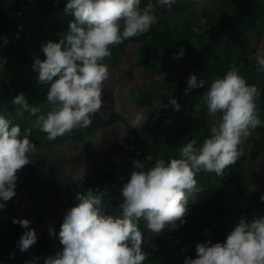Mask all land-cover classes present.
I'll return each mask as SVG.
<instances>
[{
    "label": "clouds",
    "instance_id": "clouds-1",
    "mask_svg": "<svg viewBox=\"0 0 264 264\" xmlns=\"http://www.w3.org/2000/svg\"><path fill=\"white\" fill-rule=\"evenodd\" d=\"M183 1L178 10L191 2ZM52 2L60 9L66 4L64 11L70 12L73 19L58 41L41 43L45 58L36 55L32 65L38 72L37 82L50 84L46 96L51 109L40 113V108L30 105L23 93L12 99L19 109L36 117L50 141L73 129L88 128L91 117L101 110L104 82L110 75L105 63L112 54L110 46L149 32L157 22L160 5L169 9L176 5V0H155L156 11L152 0L143 7L142 0ZM19 35L17 31V38ZM0 40L9 42L7 37ZM185 51L181 46L173 56L182 58ZM255 63L256 71L264 72V49L257 51ZM205 84L197 73L189 74L185 95ZM259 96L258 86L249 84L235 65L214 78L203 92V105L210 116L219 114V119L202 144L197 146L199 142L192 139L180 147L178 158L166 161L160 156L151 167L145 164L153 160L150 154L144 160H133L130 179L115 185L120 191L117 203L107 205L103 200L109 185L100 186L97 192H76L78 203L67 209L59 233L51 224L48 227L51 236L58 235L62 248L45 258L44 264H144L149 256L144 250L148 231L159 235L166 228L177 227L178 220L184 224L188 206L193 208L204 195L198 184L199 173H211L217 184L216 177H222L225 169L243 154V139L264 124L257 109ZM167 101L175 110L180 109L174 95ZM160 103L159 99L154 101L156 105ZM163 107H167L165 102ZM194 107L199 111L200 105ZM147 119L143 112H136L131 125L141 127ZM31 131L28 127L21 131L18 124L0 112V208L16 196L17 171L32 160L35 144L30 139ZM260 199L264 201V193ZM113 205L116 207L108 213ZM13 223L27 229L17 242L20 251H27L38 239L35 229L29 228L31 221L14 217ZM205 233L210 235L207 229ZM194 246L195 253L188 256L196 257H185L183 264H264V215L250 220L241 216L223 241L206 240ZM36 260L26 264H36Z\"/></svg>",
    "mask_w": 264,
    "mask_h": 264
},
{
    "label": "rangeland",
    "instance_id": "rangeland-1",
    "mask_svg": "<svg viewBox=\"0 0 264 264\" xmlns=\"http://www.w3.org/2000/svg\"><path fill=\"white\" fill-rule=\"evenodd\" d=\"M30 1L32 6L29 12L23 11L19 19L17 10L21 6L20 0H0V37H7L9 41L4 44L0 40V99L7 107V110L4 109L6 117L10 110V119L18 116L40 129L36 117L19 109L20 106L14 105L12 99L23 93L30 105L40 108V113L46 114L51 109L46 96L50 84L37 82L38 72L32 65L36 55L45 58L41 43L58 41L68 29L73 15L70 12L64 13L65 4L53 14L48 5L45 7L46 16L43 11H39V7L51 0ZM251 1L252 11L247 20L225 31L224 39L235 42V52L240 57L238 64L248 65L246 70L239 73L249 84L258 86L260 96L257 109L260 119L264 121V72L256 71L255 63L257 51L264 49V0ZM178 5L177 0L176 5L170 9L160 5L157 22L149 32L131 37L118 46H110L112 54L105 58L110 75L104 82L103 105L91 120L99 117L107 120L114 118L112 123L100 127L81 140L71 141L57 138L50 141L47 133L35 129L33 134L40 138V143L35 147V155L50 161L56 165V169L44 176H39L40 171L33 175V169L38 167V163H32L31 160L17 171V181L23 185L21 189L15 190L14 198L5 202L6 206L10 204V210L0 219V247L4 230L12 226L10 223L15 217L31 221L29 228L36 231V243L48 240L52 248H62L58 235L51 237L49 225L57 229L58 234L67 209L78 203L76 192L83 193L88 189L97 192L100 186L108 185L104 177L106 156L119 143L131 147L142 156L145 154L142 145H145L149 137L165 143L173 140L177 144L187 138L200 139L197 143L199 146L210 134V128L218 121L219 114H208L203 105V92L214 78L224 73L214 78L212 74L208 75L205 87L193 89L187 95L184 90L189 74L200 72L195 65L196 58L200 56L196 50L207 39L206 29L235 17L238 7L233 0H191L181 10L177 9ZM17 31L20 32L18 38ZM146 39L145 43L151 47L149 53L154 52L155 58H149L140 50L142 41ZM163 39L165 47L161 46ZM243 43L248 44V47L245 48ZM181 46L186 50L185 55L177 59L173 53L178 52ZM214 63L210 59L204 62L208 69L217 70L218 64ZM171 94L181 105L178 111L167 101ZM157 99L161 101L159 105L154 104ZM164 102L167 107H163ZM196 105H200L199 111L195 110ZM136 112H143L148 119L141 127L133 128L131 120ZM205 120L208 122L207 132ZM149 126H152V133L145 135L144 130ZM263 137L264 124H261L243 139V154L225 169L222 177H216L218 186L223 192L226 191L225 199L230 207L241 206L256 194L261 196L264 193V149L259 146V140ZM171 146L174 148L177 145ZM232 170L234 174L230 173ZM125 176L121 178L124 182ZM91 177L96 179L94 185L87 184ZM210 177L213 179L211 173ZM114 188L109 189L107 186V192L103 195L107 205L120 200L119 188ZM260 215H263L260 211L242 214L234 217L230 225L234 227L241 216L250 220ZM12 227H21L24 232L27 231L19 224L13 223ZM192 231L195 234L192 242H204L206 233L202 227L193 226ZM160 234L154 235L148 231L144 250L149 256L144 264H183L185 257H196L181 251L158 261L156 255ZM167 240L175 244L178 237Z\"/></svg>",
    "mask_w": 264,
    "mask_h": 264
},
{
    "label": "trees",
    "instance_id": "trees-1",
    "mask_svg": "<svg viewBox=\"0 0 264 264\" xmlns=\"http://www.w3.org/2000/svg\"><path fill=\"white\" fill-rule=\"evenodd\" d=\"M233 1L238 7V12L236 13L235 17H231L229 18V21L227 19L221 22L219 25L207 28V39L206 41H203L201 43V47L196 50V52L200 53V56L195 60V65L200 71L199 74H197L198 78H204L206 80L208 75L210 74H212L211 77L213 78L222 73L225 74L233 65L236 66L239 72H242L248 68L247 64H238L240 61V57L235 52V42L225 40L224 32L236 26L238 23L245 22L247 20L252 11V1ZM49 2H52V0ZM147 2L148 0H142L141 7H143L144 4H146ZM152 2L155 5L156 11H158L155 4V0H152ZM178 3L179 5L177 6V9H180L181 4L185 2L183 0H178ZM20 5L21 6L17 10L19 19H21L23 11L29 12L28 8L23 4L22 0H20ZM146 41L147 39L142 41L140 50H143L144 55L149 56V58H155L156 54L154 52L149 53L151 47L148 43H145ZM162 42L163 43H161V46L165 47L164 39L162 40ZM246 45V43H243L244 47H246ZM207 59L216 62L214 64H218V69H208V65L204 64ZM146 63L148 64V62ZM4 109L7 110V107L6 105H4V102L0 99V112H2L3 114ZM9 116L10 114L7 115V118H9ZM10 120H12L13 123L18 124L21 127V131H23V129L26 127L31 128L32 131L30 134V139L35 144V147L40 143V138L36 134H33V132L35 131V129L39 130L40 132H43L42 130L34 127L30 122L19 118L18 116H15L13 119ZM113 120L114 118L112 120H107L102 119L100 117L98 119H92V123L88 128L73 129L70 133L66 135V137L58 136L57 139H61L64 141L81 140L84 137L88 136L91 132L99 129L100 127L112 123ZM204 126L206 127L207 132L208 122L206 120L204 121ZM144 132L145 135H150L152 133V126L146 128ZM190 140L192 139L187 138L182 143L177 144L176 141L173 140L165 143L162 140L149 137L145 145H142L145 152V154L142 156H140L138 152L132 149L131 147L124 146L119 143L118 146L113 151H110L106 156L107 162L104 166V177L107 184L109 185V189L115 190V185H123L125 182L128 181V179H130L131 171L134 167L133 160H144L145 157L150 154L153 157V160L151 162L145 161V164L146 166L151 167L157 157L162 156L166 161L170 160L171 158H178L180 147L189 142ZM200 141L201 140L199 139L197 142ZM171 145L180 146L178 148L177 146L172 148ZM259 146L260 148L264 149V137L259 140ZM35 154L36 148L34 152L30 154V159H32V163H38V167L33 169V175H37V173L41 172L39 176H44L45 174L50 173L51 171H54L56 169V165H54L50 161H45L41 159ZM230 173L234 174L235 171L232 170ZM199 174L201 177V183L198 184L201 191H203L204 195L201 201L196 204L193 208L192 205L190 208L188 206L187 213L189 212L190 214L188 216L186 213L184 217V224H180L178 220L176 222L177 227L166 228L164 232H161L160 237L158 239V253L156 255L158 261L163 260L165 256L173 254L174 252L182 251L185 252L187 255L191 254L192 252L195 253L194 245L196 243L192 242V240L195 239V234L192 231L193 226L202 227L204 230L207 229L210 235L206 234V238L204 241L211 240L213 243H215L217 241H223L225 239L227 233L232 229L230 222L234 217L242 214H249L254 211H260L264 215V201L260 199L259 194H256L248 202L242 203L241 206L230 207L228 201L225 199L226 191L223 192L222 189L211 179L210 173L201 171ZM124 175H126L125 182L121 179ZM95 183L96 179L94 177H91L87 180V184L94 185ZM16 184L17 187L15 190L21 189L23 183L16 181ZM115 207L116 205L111 206L107 210V212L112 213L111 210H113ZM9 210L10 204L7 205L5 208H0V219L5 217ZM10 224L13 226V222H11ZM140 224L144 227L143 221H141ZM12 226H8L4 230L3 242L0 247V264H26V261L36 260L37 257H39V259L36 260V264H44L45 258L49 256H54L61 249L52 248L48 240H40L39 242L34 244L29 250H27L26 252H22L18 248L17 242L21 234L24 232L23 228H14ZM172 237H178V242H176L175 244L169 243L167 239ZM143 245L144 243L142 244V246Z\"/></svg>",
    "mask_w": 264,
    "mask_h": 264
},
{
    "label": "crops",
    "instance_id": "crops-1",
    "mask_svg": "<svg viewBox=\"0 0 264 264\" xmlns=\"http://www.w3.org/2000/svg\"><path fill=\"white\" fill-rule=\"evenodd\" d=\"M23 1V4L28 8V10H30V8H31V6H32V3H31V1L30 0H22ZM43 5H45V6H43V7H39V11H43L44 12V14L46 15V12H45V7H47L48 5L51 7V9H52V13L51 14H53V13H55V12H57V11H59L60 10V8L54 3V2H49V3H45V4H43ZM65 14H68V13H66V12H64ZM61 18H62V16H61ZM63 18H62V22H63ZM34 127H36V128H38V126H36V125H34L32 122H30Z\"/></svg>",
    "mask_w": 264,
    "mask_h": 264
}]
</instances>
